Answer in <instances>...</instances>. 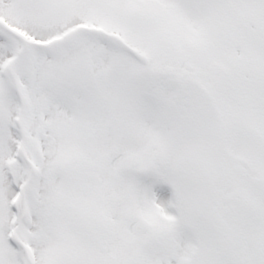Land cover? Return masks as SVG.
Segmentation results:
<instances>
[{
  "label": "snow or ice",
  "instance_id": "obj_1",
  "mask_svg": "<svg viewBox=\"0 0 264 264\" xmlns=\"http://www.w3.org/2000/svg\"><path fill=\"white\" fill-rule=\"evenodd\" d=\"M0 264H264V0H0Z\"/></svg>",
  "mask_w": 264,
  "mask_h": 264
}]
</instances>
